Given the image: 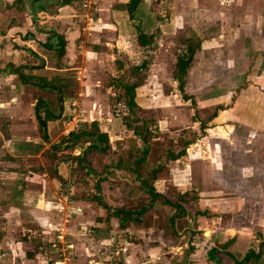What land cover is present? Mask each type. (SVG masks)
I'll use <instances>...</instances> for the list:
<instances>
[{
  "label": "crops",
  "instance_id": "1",
  "mask_svg": "<svg viewBox=\"0 0 264 264\" xmlns=\"http://www.w3.org/2000/svg\"><path fill=\"white\" fill-rule=\"evenodd\" d=\"M92 1L94 4L90 12L96 17L97 23L87 28L86 31H81L82 25L79 26V23L81 21L83 23L84 14L81 8L79 10L82 14L78 15L79 12L76 14L73 12V5L64 4L54 8L55 0H35L34 4L39 8L34 10L30 8L32 0H0V264H41L37 260L36 252L30 256L27 252L34 250L32 240H30L34 229L47 232L54 228L51 216L55 211L50 208L52 203L64 204L65 214L74 222L70 226H64L68 234V242L73 245L72 257L67 259V264H117L119 261L122 264H178L181 252L189 245L190 235L186 229L178 231L176 237L169 236L165 228L154 225V217L149 219L147 216L143 226L136 227L135 230H133L135 227L131 228L130 226L125 228L117 226L119 229H111V226L106 224L107 215L105 212L107 213V210L105 206L92 200L69 196L76 190L72 184L66 181L67 178L69 180L76 178L75 173L71 171L72 161L58 162L56 168L60 179L50 176L48 172L40 173L35 170L36 166L50 162L40 160L42 153L52 146L56 138L75 130L82 119L98 121L107 131L111 140L119 138L121 129L119 119L111 115L109 105V92L113 85H106L105 81L109 76L117 73V65L121 64L123 68H126L132 61L137 65L141 63V58L146 56V52L140 53L143 48L137 39L138 28L145 33H154V41L156 38L161 40V44L158 46L153 41V49L156 48L154 54L159 62L165 63L167 56L175 54L174 47L170 43L173 27L169 23L174 21L176 24L177 16L173 10L170 11L167 18L159 21L149 10L146 0H142L138 5L140 7L132 17H128L125 11V4L128 0ZM231 2L225 3V6H229ZM220 5L224 4L220 3ZM230 7H235L240 12L239 17L242 21L237 24L240 31H229L225 35L228 40L222 44L228 43L231 53L233 51L240 53L239 60L248 54H257L260 58L258 60V91H253L252 85L247 86V83L245 85L240 83L244 85V88L233 86L230 88V93L237 94L236 91L239 92L238 96L242 98L238 99L241 101V106L247 95L254 96L255 100H258V105H264V29L258 27V22L264 19V16L258 18L259 14H264V12L258 11V7L264 9V0H235ZM243 25L247 26L244 31L242 30ZM250 26L255 28L256 35L252 36ZM59 35L63 37L65 52L60 59L56 60L49 55L51 52L46 50L42 44L48 43L49 40L55 39ZM217 47L215 40L206 39L201 42V49ZM252 59L253 56H251L250 62ZM239 60L236 64L239 63ZM233 62V60L230 61V67L226 66L230 73L229 77H231L229 79H232L231 85L238 84L236 83L237 77H240L239 74L236 75ZM113 65L114 70L111 69ZM54 71L73 73L77 88L72 97L59 99L58 102L62 101L63 106L59 110L60 113L55 115L60 118L47 120L41 131L38 127L39 118L37 117L40 107H35L36 97L39 95L53 103L56 95L54 92L42 88L29 87L19 79V76L20 73L35 74ZM149 78L151 75L146 78V84ZM26 82L33 83L31 80H26ZM212 90L207 91L206 100H209L210 93L213 94L212 98L222 94L220 90ZM260 110L258 109V115L263 114V109ZM220 111L222 114L218 112L213 118L215 123L217 122L215 118H224L226 112H229L227 109ZM238 111L239 109L234 113L235 119L232 121L225 119L224 126L220 127L227 132L231 129L238 131V126L242 125L250 128L260 135L258 145L259 149L263 151L264 141L261 139L264 138V125L248 124L241 118V113ZM68 113L71 114V119L62 120V115ZM177 122L179 120H176L174 124H178ZM34 144L42 145L39 152H33ZM77 149L79 152L82 151L83 145H77L73 154L79 153L76 151ZM201 160L199 162L201 177L196 176L192 179L188 188L191 185L195 186V194L198 196L197 206L201 209L206 210L207 208L200 203L203 200L204 202H214V200L221 199L223 203L228 202L227 205L226 203L225 206L222 205V213L216 218L205 217L209 218L211 222L209 225L221 231L227 228L228 219L233 216V212H239L244 216L243 212L245 211L242 208L244 206L245 209L247 202L244 200L235 204L237 202L235 197H238L236 195L238 193L241 198H244L248 191L233 188L232 191H227L228 194L215 195L212 189L216 186L205 185V182L217 180L211 179V171L208 174V171L202 169L204 164ZM177 163V161L170 162L167 165H171L169 170L165 169L168 171L167 174L157 179L159 192L166 193L168 190L172 192L177 188L186 189L182 187V183L174 182L172 178L173 171L179 166ZM210 164L213 162L211 161ZM217 164L219 167L216 170L220 171L222 163L217 162ZM212 172H216L215 169H212ZM240 179L242 178L240 177ZM64 180V183L71 188L68 195L59 191L61 190V181ZM224 180L227 178L221 179V182ZM81 185L82 182L79 181V187ZM79 187L77 188L79 189ZM215 190H218V187ZM261 191L264 195L262 189ZM62 197L70 199L71 202L66 200V203H63ZM230 206L235 208L233 212ZM205 218L201 219L198 228L201 229L206 224ZM222 218H225L223 225L220 223ZM81 224L88 226L89 236L79 231V228L82 227ZM214 230H211L212 233L205 238L198 236L192 240L191 244L195 247L194 252L200 251L204 241L213 244L214 238L217 236L211 238L210 235ZM258 230L261 231L260 228ZM230 236L232 237V235ZM113 237L117 239L115 245L120 243L119 253L103 258V255L98 253L96 244L100 243L101 248L106 244L105 248H107ZM220 237L222 241L227 238L223 235ZM171 251L174 257L172 256V259L170 258L168 261L166 253ZM63 258L59 260L48 258L46 264H65L66 261ZM181 259L184 263L185 256ZM192 260L194 262L193 258ZM202 260L196 259L194 263L203 264ZM204 263L211 264L207 259H204Z\"/></svg>",
  "mask_w": 264,
  "mask_h": 264
},
{
  "label": "rangeland",
  "instance_id": "2",
  "mask_svg": "<svg viewBox=\"0 0 264 264\" xmlns=\"http://www.w3.org/2000/svg\"><path fill=\"white\" fill-rule=\"evenodd\" d=\"M81 1L82 0H74L71 4H69L74 6L73 12L75 14L76 12H79L78 15L82 14L79 10ZM146 1V3H148L149 5V10L152 11L155 18L159 21L167 18L170 14V11H174L173 13L176 14L177 19L176 24L174 21L172 23L169 22L173 27V35L171 36L172 40H170V43L174 47L175 54L182 55L186 51V46L183 43V39L187 38L188 41H190L192 44L193 56L190 60L189 74L185 78L186 81L183 92H180L178 83L173 78L176 55L172 54L167 56V58L165 59V63H163L159 62L158 58L156 59L155 57L156 55L154 54V52L156 51V48L153 49L146 46L142 47L143 50L140 51V53L146 52V55L148 56V58H150L149 67L146 72V78L150 75L151 78H149L147 84L145 82V79L142 84L138 85L135 88V101L137 105L133 107L134 113L132 115L130 114L131 116L129 115V117L131 118V122L135 124L140 123L141 120H146V125H148L150 129H152L151 134L148 136V141L158 143L156 146L157 153H163L164 148H162L161 145L163 143L162 141L164 140L165 145L170 148L174 154H178L184 151L183 153L178 154L177 159L174 160L175 162H178L177 164H179V166H177V169L173 171L174 176H172V178L174 182H179L180 184L182 183L184 185H182V187H185L188 192L192 190L191 187H195L191 185V187L188 188V184H191L192 179L196 178V176L201 177V171H199L200 159H202L201 162H203L204 164V168L202 169L208 171V174L211 171V179L217 180L212 182H205V185L207 184L212 185V187H218V190H215L216 187L212 189V191L215 192V195L219 194L221 196L222 194H228L229 192L227 191H232L233 188L237 190L248 191V193L244 195V198H241L238 193H236L238 197H235V200L237 201L235 202V204H239L244 200L247 202L245 209L244 206L242 208V210L245 211L243 212L244 216L239 212L234 213L233 211L235 210V208L230 206L231 211L233 212V216L228 219L229 223L227 228L223 229L224 231H219L220 229L217 230L218 228L209 225L211 223L209 221V218H216V216L220 215L222 213V205L225 206V203L227 205L228 202L223 203L221 199H218L220 201L214 200V202H204V200L203 202H200L203 206L208 208H206L208 215H206L205 217H209L208 219L204 217L206 220V224L201 228L200 235L205 238V236H207L205 232H208L209 236V234L212 233L211 230L213 229H215L213 232L214 236L223 235L224 237L227 236L228 238V236L231 237L230 235H235V237L237 238L236 243L230 246V248L235 250L238 249L240 253H243L245 250V246L249 241H257L256 235L258 232V228H260L261 233L264 234V195L261 191L264 186V150L261 151L259 149L258 141H260V135L257 132L256 134L250 128L242 125L238 126V131H234L233 129H231L227 132V130H222L220 126H224L223 124H225L224 122H226L225 119L231 121L235 119L234 113L238 109V112L241 113V118L248 124L253 126L264 125V105H258V100H255L254 96L247 95L244 98L245 101L242 100L244 103H242L241 106V101L238 100L242 99L240 96H238L239 92L236 91L237 94H234V92L230 93V88H233V86H235L236 88L241 86L240 88L243 89L246 83L247 86L252 85L254 89L253 91H258V60H260V58H258L257 54H248L245 55L246 57L244 56L243 59L239 60L240 53L238 54L236 51H233L231 53L229 51L230 48L228 47V43L222 44L225 43L224 41L228 40L225 35H227L229 31H240L237 28L238 22L242 21L239 17L240 12L235 7H230L232 4H234L235 0ZM230 1H232L231 4L229 6H225V3H228ZM220 3L224 5L221 6ZM258 11H261L260 13H262L264 12V9L258 7ZM259 15L261 17L258 16V18H262L264 16V14ZM80 25H83L82 21L79 23V26ZM259 26L264 29V19L263 21L258 22V27ZM246 28L247 26L243 25L242 30L244 31L246 30ZM81 31L85 30L81 28ZM251 31L253 36L256 31L253 26L251 27ZM206 39L212 41L215 40L218 47L215 49H201V42ZM154 42L157 46L161 44V40L157 38ZM188 53L190 52H187V54ZM251 56H253L252 62H250ZM142 59H144V57L141 58V62ZM231 60L234 61V70H236V75H240V77H237L236 81V83L238 84L233 83V85H231L232 79H229L231 78L229 77L230 73L228 72V69H226V66L230 67ZM238 60L239 63L236 64ZM133 62L134 61L127 65V67L135 66L136 62ZM111 69L114 70V65L111 66ZM76 86L75 89L77 88ZM212 89L220 90L222 94L220 96L213 97L215 98L213 100V94L210 93L209 100H206L205 96L207 91ZM116 92L117 89L113 86L109 92L110 109L112 103L114 102L113 98L116 96ZM183 94L187 95L186 99ZM230 95L232 96L229 97ZM222 109H227V111H229L226 112V117L220 119L218 117L215 118L217 119L216 123L214 122V117L211 119L208 118L209 115L213 113V111L222 114V111H220ZM258 109H263V114L260 113L258 115ZM122 114L124 115V113ZM122 114L118 115V117ZM176 120H179V122H177L178 124H174ZM60 137L61 136L56 138V141H54L52 145H56ZM116 139L114 138V141L109 138L112 147H115L116 141L118 140H120L121 142L126 141V138L122 137L121 135ZM261 140L264 141V138H262ZM131 145H134V140H131V142L126 141L124 148H129ZM60 146L58 145L56 146V148ZM78 146L81 145L78 144ZM49 148L48 151L45 150V152L42 153V157L40 158L41 161H51V159H53L49 155ZM76 151L79 152L78 149ZM73 152L74 148L63 149V147H60L56 152H54V154L58 159H61L69 154L78 155L81 153V151L76 154H73ZM157 153H155L153 156H158ZM148 158H151L150 154ZM90 159L93 165L92 167L94 168L92 169L96 173V175L92 173L84 177V174L81 171L76 173L77 170H75L76 178H72V180H69V178H67L66 180L76 188V190L73 191V194H69V196L71 195V198L79 197L83 194L86 195L87 190L92 191L94 179H97V177L99 176L106 177L107 180H113L119 177V175H112L117 174L116 172L109 174L104 170H101L102 165L109 162V154L102 155V157L100 158L96 155H90ZM61 161H72V164L74 166L73 160H70L69 158ZM211 161L213 162V164H210ZM58 162L59 161H57V164ZM217 162L222 163L219 168L220 171L216 170V168L219 167ZM49 163L47 162L44 165L36 166L35 169H37V171L40 173L47 172L46 167ZM170 166L171 165L163 168L157 174L159 175L158 178L167 174L168 171H166L165 169L169 170ZM212 169H215L216 172H212ZM97 173H99V175ZM52 177L60 179L58 174L57 176ZM240 177L243 180L240 179ZM225 178H227V180L221 182V179ZM79 181L82 182V185L80 187ZM156 181L157 180H155L154 182L155 188L159 189V185ZM234 181L237 182L235 183ZM64 182L65 180L61 181V187L58 185L61 190H58L68 195L71 188L68 187V185ZM100 185L101 189L97 193L102 197L103 202L111 207V210L115 209L114 207H117L120 203L118 200H116L118 198V194H116L115 192L112 193V190H109L107 188V182H103ZM77 187H79V189ZM133 191L135 192L136 190L133 189L132 192ZM217 191L220 192L218 193ZM180 193L181 192H179L177 189H174L172 192H169L168 190V192L163 194L169 196V200L173 201L176 197H179L178 195ZM61 196L63 195L61 194ZM87 196L89 197V195ZM139 197L143 198L144 195L132 193V199H137ZM66 200L68 202H71L70 199L63 198V203H66ZM240 205L242 206L243 204ZM50 208L52 211H55V213L53 212L51 216L54 223V228H51V230H48L47 232H41L38 229H34V231L31 233L30 240L34 237H38L37 239H40V244L42 243L39 247L41 248L40 252H37V260L40 261L41 264H46V260H48V258L59 260L63 257L64 261H66L65 264H67L69 258L72 257L73 245H71L72 247L67 249L65 246H61L63 247V249H66V251L64 250L63 252H61L58 249H52L51 246L46 244V241L50 238L52 239V237L58 233V229H60V227L62 226L64 229L63 235L65 241L69 243L68 234L65 231L64 226H70L74 222L70 219L69 216L65 214L64 204L57 205L55 203H52V205H50ZM107 211V213L105 212V214L107 215H105L107 220L106 224L110 225L111 229H117V226L119 224L118 219L109 213L110 209H108ZM156 214L157 211L154 209L148 212V218L152 219L154 217V223H156ZM184 216H186V214H184ZM188 218L190 217L188 216ZM214 223L216 224V222ZM214 223L213 225H215ZM81 225L82 227L79 228V231L81 233H84L86 236H89V234L87 233L90 230L88 226L86 224ZM176 226L181 229V221H178ZM130 227L133 228L132 226ZM135 229L136 228H133V230ZM116 241L117 239L113 237L107 248H105L106 244L101 248V244L97 243L96 245L98 246V253L101 256L103 255V258H108L109 256L118 254L120 243L118 242L115 245L114 243ZM213 245L214 244L212 243H208V241H204L203 247L200 248V251H198V253L197 251H193V253H189L187 254V256L184 253L183 249L180 257L183 258L185 256V262L183 263V260L180 258L179 264H185L187 262L189 264H195L194 262L196 261V259H203L202 263L205 264L204 259L208 260V251ZM173 255L174 254L172 251L166 253V260L169 261ZM39 257H45V260H41V258ZM191 257L194 259V262ZM175 258L173 259L174 261L176 260ZM223 261L224 264H229L225 259ZM117 264L122 263L119 261V263L117 262ZM262 264H264V260L262 261Z\"/></svg>",
  "mask_w": 264,
  "mask_h": 264
},
{
  "label": "trees",
  "instance_id": "3",
  "mask_svg": "<svg viewBox=\"0 0 264 264\" xmlns=\"http://www.w3.org/2000/svg\"><path fill=\"white\" fill-rule=\"evenodd\" d=\"M34 1L32 0L30 4L31 10L39 8L35 6ZM72 1L74 0H55L54 8H58L64 4L69 5ZM141 2L142 0H128L125 4V11L128 17H132L135 14ZM138 30L137 39L139 44L142 47L153 48L154 45L152 42L154 41L155 34L145 33L140 28ZM183 43L186 46V51L182 55H176L175 69L173 71V78L177 81L180 92H183L185 78L189 74L190 60L193 56L191 42L186 38L183 39ZM42 46L51 52L49 55L56 60L60 59L65 52L64 40L61 35L49 40L48 43L42 44ZM187 52L191 53L188 55ZM149 63L150 58L146 55L139 65L123 68L119 64L117 65V73L109 76L105 82L106 85H113L117 89L116 96L113 98L114 101H121L127 106V111L124 115L122 114L116 118L119 119V126H121L119 134L126 138V141L131 142V140H134V145L125 149L126 141L121 142L118 140L116 141L115 147H112L107 131L102 128L98 121L82 119L75 130H71L66 135H62L56 145L50 146L49 155L53 159L47 165L46 170L51 176H57V161L69 158L73 160L75 166L71 168L72 172L75 173V170H77L76 173L81 171L84 177L92 173L96 175L93 171L94 168L92 167L90 155H96L100 158L102 155L109 154L110 160L108 163L102 165L101 170L109 174L116 172L117 174L112 175H119V177L113 180H107L106 177L101 176L97 177V179H94L92 191L87 190L86 195H80L79 198L96 201V203L105 206L107 210L110 209L109 213L118 219L119 228H125L127 226L140 227L145 223L148 212L152 209L156 210L157 216L155 217L156 223L154 225L156 227L166 228L169 236L176 237L178 231L186 229V232L190 235L189 245L184 248V253L187 256V254H191L195 250L191 242L200 235L201 229L197 226L201 219L208 215V213L206 210L197 206L198 196L195 194L194 188H191L192 190L190 189L191 191L189 192L186 189L181 190L177 188L181 193L178 195L179 197L171 201L169 200V196L158 192L154 185L155 180L159 176L157 174L170 161H174L178 157V154L184 151L174 154L165 145L164 140L161 145L164 148V150L162 149L163 153H157L156 146L158 143L148 141V136L151 134L152 129L146 125V120H141L140 123L135 124L131 122V118L129 117L130 114L132 115L134 113L133 107L137 105L135 101V88L146 79ZM19 79L31 88H42L43 90L54 92L56 95L53 103H50L47 99L39 95L36 97L35 107H40L37 112V117L39 118L38 127L41 131L47 120L60 118V116L55 115L60 113L59 110L63 106L62 101L58 102L59 99L63 100L65 97H72L75 92V76L73 73L71 74L65 71L39 72L35 74L20 73ZM26 80H31L33 83H27ZM183 96L185 99L187 98V95L183 94ZM215 115L216 111H213L208 118L211 119ZM68 119H71V114L62 115V120ZM78 144L83 145V150L78 155L69 154L58 159L54 154L60 147H63V149H73ZM58 145L61 146L56 148ZM34 146L33 152L35 153L39 152L42 148L40 144H34ZM155 153L158 156H153ZM149 154L151 158H148ZM99 173L97 174L99 175ZM103 182H107V188L112 190V193L115 192L118 194L119 199L117 197L115 198L120 203L113 210L103 202L102 197L97 193L101 189L100 184ZM133 189L136 191L132 192ZM262 190L264 193V186ZM132 193L143 194L144 197L132 199ZM178 221H181V229L176 226ZM220 223L222 225L225 224V218H222ZM213 234L210 235L211 238H214ZM37 238L34 237L31 239L34 250H32L33 252H27L29 256L34 255V252H40L41 248L39 247L42 243L40 244V239L38 240ZM235 239L236 237L232 236L222 241L219 235H217V238H214V245L209 249L207 255L211 264H224V259L229 264H262L264 260V234L260 230H258L256 235L257 241H249L243 253H240L238 249L230 248L235 243ZM185 264L189 263L187 262Z\"/></svg>",
  "mask_w": 264,
  "mask_h": 264
},
{
  "label": "built area",
  "instance_id": "4",
  "mask_svg": "<svg viewBox=\"0 0 264 264\" xmlns=\"http://www.w3.org/2000/svg\"><path fill=\"white\" fill-rule=\"evenodd\" d=\"M93 4H94V1L92 0H82L80 2V8L84 11V14H83V27L82 29L83 30H87V28L93 26L94 24H96V17L91 14V9L93 7ZM127 111V106L121 102V101H114L111 105V115L112 116H118L122 113H125ZM64 229L63 227L61 226L60 229H58V233L52 237V239H48L46 242V244H48L49 246H51L52 249H58L59 251L63 252L64 250L66 251L67 248H70L72 247L71 243H67L65 241V238H64V233H63ZM61 246H65L66 249H63V247ZM110 252H111V249H110ZM113 253V252H112ZM38 258V256H37ZM41 258V260H45V257H39Z\"/></svg>",
  "mask_w": 264,
  "mask_h": 264
},
{
  "label": "bare ground",
  "instance_id": "5",
  "mask_svg": "<svg viewBox=\"0 0 264 264\" xmlns=\"http://www.w3.org/2000/svg\"><path fill=\"white\" fill-rule=\"evenodd\" d=\"M206 235H208V232H205Z\"/></svg>",
  "mask_w": 264,
  "mask_h": 264
},
{
  "label": "water",
  "instance_id": "6",
  "mask_svg": "<svg viewBox=\"0 0 264 264\" xmlns=\"http://www.w3.org/2000/svg\"><path fill=\"white\" fill-rule=\"evenodd\" d=\"M190 53H191V52H190ZM190 53H188V55H189Z\"/></svg>",
  "mask_w": 264,
  "mask_h": 264
}]
</instances>
